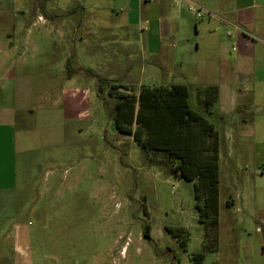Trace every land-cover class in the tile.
<instances>
[{
  "label": "rangeland",
  "instance_id": "1",
  "mask_svg": "<svg viewBox=\"0 0 264 264\" xmlns=\"http://www.w3.org/2000/svg\"><path fill=\"white\" fill-rule=\"evenodd\" d=\"M96 1L125 5L89 8ZM128 1L0 0V40L9 32L14 42L28 40L20 60L22 51L13 50V61L24 73L16 131L24 134L18 143V193L25 188L32 206L24 208V220L32 228L42 226L30 245L31 264H194L204 250L194 183L150 166V158L163 159L143 153L133 135L117 130L110 84L126 85L137 97L143 86L187 84L191 107L203 111L221 141L228 134L229 147L233 140L245 141L238 125L264 122V105L251 93L225 115L219 101L200 107L198 93L207 82H226V61L204 68L193 26L178 40L151 39V29L143 44L141 29L131 21L135 15L127 14ZM24 106L33 109L23 111ZM256 131L264 137V127ZM256 139H248L231 161L251 170L264 147ZM224 162L229 168L228 158ZM247 178L242 167L222 173L218 250L207 252L202 264H252L242 246L253 229L244 213L227 206L244 196L241 179ZM33 206L37 211L30 213Z\"/></svg>",
  "mask_w": 264,
  "mask_h": 264
},
{
  "label": "crops",
  "instance_id": "2",
  "mask_svg": "<svg viewBox=\"0 0 264 264\" xmlns=\"http://www.w3.org/2000/svg\"><path fill=\"white\" fill-rule=\"evenodd\" d=\"M128 3L130 6L126 8L127 14L135 15L131 21L141 29L143 44H145V32H150L151 29L153 36L149 34L148 38L154 39L159 36L178 40L184 30L193 26L201 37V41L196 45V51L203 50L206 62L204 68L215 62L222 66L226 61V65L224 63L228 66V71L225 72L226 82L219 85L207 82L204 86L218 87L221 115H225L226 109L235 108L244 98V93H251L256 104L264 105V0H129ZM116 4L125 5L114 1L109 3L96 1L89 3V8L107 10L117 7ZM192 5L199 9L196 13L189 9ZM198 12L202 14L200 18L197 16ZM27 45L28 40L25 38L14 42L12 32L6 33V37L0 40V264H31L30 245L32 241L38 240L42 231V226L35 229L29 226L30 222L24 220V208L29 210L32 206L25 200L27 196L25 188L18 193V143L20 141L22 145L24 134L16 131L22 109L19 105V94L21 93V96L24 94L20 79L24 77V73L19 71L22 66L19 70H17L18 66H15L13 50L22 51L18 56L20 60ZM153 48L154 46H149L150 54L155 52ZM204 79L209 81L206 75ZM140 91L141 89L138 93ZM4 97H9L5 103L2 102ZM15 98L18 99L17 102ZM68 100L70 101L69 97ZM32 109L24 106L23 111H32ZM260 126L264 127L263 121L247 122L244 126L238 125V134L245 141L229 139L231 147L227 144L228 134L224 133L221 141L218 132L219 210L222 173H226L227 170L237 172L242 167L247 171L248 178L241 179L242 184L245 183L244 196L241 194L239 197L241 206L237 200H231L227 206L235 209V212L244 213L246 222L253 229L252 233H247L245 246H242L247 253V259H251L252 264H264V147L254 156L251 170L247 165L234 162V158L231 161V158L237 151L242 150L243 144L247 148L250 138H257V144L264 146V137H258L256 131ZM235 144L239 147L233 150ZM222 150L224 155H221ZM226 158L229 160V168L224 167ZM235 182H239V179L237 178ZM193 183L195 184L194 181ZM34 211H37L35 206L30 213Z\"/></svg>",
  "mask_w": 264,
  "mask_h": 264
},
{
  "label": "trees",
  "instance_id": "3",
  "mask_svg": "<svg viewBox=\"0 0 264 264\" xmlns=\"http://www.w3.org/2000/svg\"><path fill=\"white\" fill-rule=\"evenodd\" d=\"M130 94V87L110 84L109 95L117 101L115 127L122 134L133 135L143 153L163 159L157 162L148 157L150 166H159L177 179L195 182L196 209L207 242L204 250L193 257V263L202 264L207 252H217L219 243L218 131L203 111L191 107V93L186 84L143 86L138 97ZM198 100L200 107L211 108L219 100L218 87L200 90ZM210 241L213 248L208 244Z\"/></svg>",
  "mask_w": 264,
  "mask_h": 264
},
{
  "label": "built area",
  "instance_id": "4",
  "mask_svg": "<svg viewBox=\"0 0 264 264\" xmlns=\"http://www.w3.org/2000/svg\"><path fill=\"white\" fill-rule=\"evenodd\" d=\"M195 8H197V7H195V6H193V5L189 7V9H190L191 11H194ZM197 16H198V18H200V17L202 16L201 12H198V13H197ZM234 50H235V49H234Z\"/></svg>",
  "mask_w": 264,
  "mask_h": 264
}]
</instances>
